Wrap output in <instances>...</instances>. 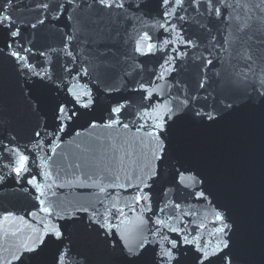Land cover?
Here are the masks:
<instances>
[{"label":"water","instance_id":"obj_1","mask_svg":"<svg viewBox=\"0 0 264 264\" xmlns=\"http://www.w3.org/2000/svg\"><path fill=\"white\" fill-rule=\"evenodd\" d=\"M4 2L0 0V5ZM124 2V9H101L92 0H78V8L65 12L59 20L54 19L55 12H50L45 23L37 24L35 29L30 24L45 18L44 11L36 9L37 0H13L8 9L16 24L24 26L23 46L35 53L45 52L44 57H32V62L38 65L47 62L52 80L46 78L41 84L35 78L24 77L6 54H0V142L8 144L12 140L8 146H18L19 152L28 157L21 178L8 174L0 183V264L12 261L18 246L37 234L34 230L43 231L40 221L45 214L39 211L41 206L34 198L39 194L36 187L44 193L41 199L54 215L69 217L60 221L68 238L64 243L71 249L63 264H125L119 246L113 245L121 233H127L130 242H134V220L140 206L133 203L136 191L133 185L137 176L156 166L148 136L151 129L147 127L153 121L132 115L145 109L140 108V94L133 93L131 88L139 81L155 79L154 73L161 72L165 80L156 81L163 87L158 89L152 104L167 103L179 89L201 98L196 108L202 105L207 111L215 108L214 114H222L223 118L215 123L205 118L199 124L189 116L173 126L171 153L184 167L175 160L161 165V177L154 188V207H163L168 201L180 203V212L193 213L183 218L187 231L192 236L198 231L204 241L212 240L209 234L214 231L213 207L227 208L239 226L240 264H264V61L258 60L249 71L239 58H217L209 43L207 13L200 16L185 4L187 11H178L177 15H183L188 23L171 16L169 20H173L177 31L183 29L186 35L195 32L206 38L198 49L189 50L187 57L174 63V71L165 72L161 68L162 57L165 52L172 55V50L180 47L178 43L164 51L154 49L149 56L134 52L144 33L152 37L149 43L158 46L165 38H174V34L168 37L159 27L164 21L157 15L158 0H142L149 4L150 12L135 10L137 0ZM256 3L259 0H227L229 7L223 14L226 19L232 18L233 27L224 20H213L211 36L223 42L234 32L236 23H248L252 27L244 41L254 51H264L261 44L264 33L256 31L264 15L253 7ZM128 4L133 7L128 8ZM70 13L75 17L72 21L68 20ZM66 33L73 37L74 66L81 71L88 69L86 75L76 80L61 70L65 63L61 48L67 40ZM206 47L216 60L214 66L205 67L198 59L209 55L204 51ZM63 81L91 91L95 103L87 110L81 109L78 118L65 121V132L53 138L54 106L67 99ZM201 81H206L203 90L199 89ZM122 99L131 103L122 116L113 117L122 123H113L108 109ZM227 103L233 108L226 110ZM71 107L69 104L68 108ZM141 124L145 127L141 128ZM35 131L41 132L40 147L34 138ZM49 140L54 142L48 143ZM0 157H3L0 164L8 163L7 153H0ZM180 171L185 177L194 175L197 181L204 179L205 183L186 189L179 183ZM9 172L3 169L4 174ZM31 179L35 180L34 185L28 183ZM184 182L189 183L187 179ZM164 189L168 190L167 196ZM203 189L211 192L208 197L211 204L190 195ZM113 205L122 208L126 215H113ZM131 207L136 211H130ZM85 208L87 213L77 211ZM166 212L177 215L172 207ZM89 216L102 223L107 217L106 223L114 226L109 229L110 234L105 236L98 225L90 224ZM195 225L202 227L193 231ZM52 251H46L38 264H51ZM25 264L37 261L26 260ZM185 264H190V260Z\"/></svg>","mask_w":264,"mask_h":264},{"label":"snow or ice","instance_id":"obj_2","mask_svg":"<svg viewBox=\"0 0 264 264\" xmlns=\"http://www.w3.org/2000/svg\"><path fill=\"white\" fill-rule=\"evenodd\" d=\"M13 0H5L0 5V54H6L8 58L13 62L14 66L18 70L19 74L24 77L35 78L39 83L43 84L52 80V72L47 62L43 64H34L32 57L39 56L44 57L45 52L40 51L35 53L32 48L25 47L21 43L22 40V28L23 25H17L8 9L12 6ZM92 4L99 6L101 9H124V0H92ZM185 4L191 7L200 16H204L207 13L208 17V36L211 37L209 43L216 50L217 58L235 59L239 58L244 62V66L252 71V65L258 60L264 61V51H254L251 44L244 41V37L247 36L252 25L248 23H236L234 25V32H230L223 42L217 40L215 36H211V24L213 20H224L226 24L233 27L232 18L224 17V10L229 7L227 0H158L157 15L163 19L164 23L159 27L168 34V37L160 42V46L154 43H149L152 37L148 33H144L136 42L134 52L141 56H149L154 54L153 50L164 51L169 45L174 42L180 45L179 48L172 50L173 54H164L163 64L161 68L165 72L174 71V63L178 62L181 58H185L189 55V50L198 49L204 42V38L201 35H197L195 32L192 35H186L184 30L177 31V26L173 23V20L183 21L185 20L183 15H177L178 11H187ZM78 0H62L55 4L50 0H37L36 9L44 11V19H38L36 23L30 24L32 29L37 27V24L43 25L45 20L48 19V13L55 12L54 19L59 20L65 12L70 9L78 8ZM132 4H128V8H132ZM258 10V13L264 15V0H259V3L253 5ZM203 9V11H201ZM135 10L151 11L148 3L137 0L135 4ZM173 17V20H169V17ZM75 17L70 13L68 20L72 21ZM251 19V17H249ZM253 23H257L253 21ZM257 32L264 33V21L259 22V26L256 28ZM67 40L64 42L61 51L65 57V63L61 65L62 72L73 80L81 78L82 75H86L88 69L85 68L82 71L78 70L74 66L76 59L74 52L72 51L71 41L72 35L66 33ZM252 37H249L251 39ZM261 44H264V40H261ZM204 51L208 52L207 57L201 55L198 57L200 62L205 66H214L216 60L212 58L213 53L209 48H205ZM167 65V67H165ZM37 68H40L38 71ZM155 79L150 81H139L137 86L131 88L133 93L140 94L141 105L140 108L145 109L143 112L133 113L137 119L150 118L153 122L147 125L151 129L148 132V136L151 138L152 144V159L156 162L155 167L148 168L142 175L137 176V183L133 185L135 188V195L133 197L134 205L140 206L139 214L135 217V240L130 242L127 233H121L118 241L113 245L119 246L120 254L124 258L125 264H185V261L190 260V264H240L239 261V249L240 241L237 239V233L239 226L237 221L232 218L227 208H221L218 206L213 207L212 215L214 217L212 224L214 231L210 233L212 240L204 241L197 231L202 225H195L193 231H197L196 236H192L187 231L184 225V217L193 215L190 212H180V203H174L171 201L164 202L163 207L156 205L154 207L155 197V184L161 177L160 167L164 163L175 160L176 164H179L181 168L184 164L181 160L173 157L171 153L172 145V133L171 129L174 125H178L180 122L191 116L192 120L196 123L203 124L205 118L211 123H215L218 119L223 118L222 114L216 113V109L212 111L205 110L202 105L200 108H196V105L200 101L198 95H188L178 89L177 95L172 97L167 103L154 105L152 99L155 95H158V89H162V85L157 84L158 80H165L164 73H154ZM206 81L199 83V89L205 88ZM147 84V86H146ZM59 87V85H57ZM63 88L67 99L57 102L54 106V119L55 128L52 132V137H57L60 133H64L67 127L65 121H73L81 115V109L87 110L94 105L95 101L91 91L86 89L77 88L74 85L69 84L67 81H63ZM151 89V90H149ZM207 100V97L204 98ZM147 103H144V102ZM131 101L122 99L115 101L114 106H110L109 119L113 123H122L120 120H115L113 117L122 116L129 106ZM72 107L69 109L68 105ZM226 110L232 109L231 103L224 104ZM155 114V115H154ZM95 122L93 121V126ZM128 127L127 124L123 125ZM141 128L145 125L141 124ZM41 132L35 131L34 138L37 142V147H40ZM54 142L49 140L48 143ZM13 141L9 140L8 144L0 142V153H7L8 163L0 164V183H2L8 174H14L16 178H21V174L26 170V164L28 157L19 152L18 146L9 147ZM3 157H0L2 159ZM9 169L7 174L3 173V169ZM185 171H188L185 169ZM179 183L184 188H189L190 185H196L199 183L203 185L204 179L197 181V177L190 175L185 177L184 172L179 173ZM189 183H185V180ZM29 184L34 185L35 180H28ZM127 191V189H124ZM38 195H35V199L40 204V212L45 214V217L40 221L43 223V231L34 230L37 234L30 237V239L23 241L17 248L16 253L12 257V261L8 264H13V261L17 264H25V261H37L48 250L52 251L51 264H63L66 256L69 255L71 249L64 242L68 239L63 231L64 225L60 223L61 220L68 219L69 217L60 216L58 213L54 215L51 208L45 206V201L41 199L44 195L39 187L35 189ZM101 191H104L101 188ZM164 196H167L168 190H163ZM197 201H208L211 196V192H207L206 189L190 192ZM172 207L176 210L177 215L173 216L166 212V209ZM130 211L135 212L136 208L131 207ZM77 211L88 212V209H78ZM119 214V216H125V212L122 208H116L113 205V215ZM151 214V215H148ZM35 215V214H33ZM95 215V214H93ZM166 217V219H165ZM75 219V217H72ZM90 224L98 225L105 236H108L109 229L114 227L105 222H101L99 219H93V216L88 217ZM175 220V224L171 221ZM47 221V222H45ZM146 225H152L151 228H147ZM191 237V238H190ZM214 241V243H213Z\"/></svg>","mask_w":264,"mask_h":264}]
</instances>
